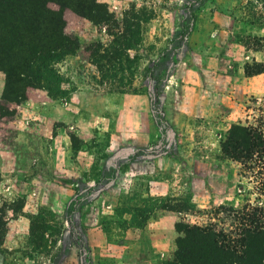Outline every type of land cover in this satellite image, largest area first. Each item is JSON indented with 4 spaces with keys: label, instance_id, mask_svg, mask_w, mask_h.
Returning <instances> with one entry per match:
<instances>
[{
    "label": "rangeland",
    "instance_id": "obj_1",
    "mask_svg": "<svg viewBox=\"0 0 264 264\" xmlns=\"http://www.w3.org/2000/svg\"><path fill=\"white\" fill-rule=\"evenodd\" d=\"M91 5L0 105V264H173L186 226L264 220V158L222 153L234 125L264 134V0Z\"/></svg>",
    "mask_w": 264,
    "mask_h": 264
},
{
    "label": "trees",
    "instance_id": "obj_2",
    "mask_svg": "<svg viewBox=\"0 0 264 264\" xmlns=\"http://www.w3.org/2000/svg\"><path fill=\"white\" fill-rule=\"evenodd\" d=\"M91 1L80 0L78 4L74 0H0V56L7 53L9 64L10 58L16 56L14 66L0 69L7 74L1 103L8 101L10 79L16 76L23 79L35 59L60 50L68 54L74 41L64 32L62 9L68 7L92 20L95 13ZM49 3L58 4L60 10H51ZM11 38L15 41L9 42ZM263 72L257 71L255 75ZM222 153L225 159L255 170L250 165L258 156L264 158V134L250 124L234 125L222 143ZM249 209L242 213L243 223L234 231L217 229V225L186 226L177 240L173 264H264V220L258 216L259 209Z\"/></svg>",
    "mask_w": 264,
    "mask_h": 264
},
{
    "label": "crops",
    "instance_id": "obj_3",
    "mask_svg": "<svg viewBox=\"0 0 264 264\" xmlns=\"http://www.w3.org/2000/svg\"><path fill=\"white\" fill-rule=\"evenodd\" d=\"M100 1H106V0H100ZM262 75H259V76H262ZM5 87H6V79L4 76L0 75V103L2 102Z\"/></svg>",
    "mask_w": 264,
    "mask_h": 264
}]
</instances>
